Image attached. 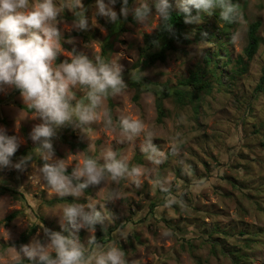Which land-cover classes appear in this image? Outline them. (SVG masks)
Listing matches in <instances>:
<instances>
[{
    "label": "rangeland",
    "instance_id": "1",
    "mask_svg": "<svg viewBox=\"0 0 264 264\" xmlns=\"http://www.w3.org/2000/svg\"><path fill=\"white\" fill-rule=\"evenodd\" d=\"M66 2L56 0L58 6ZM233 3L246 27L242 41L231 40L240 25L222 22L217 10L199 24H186L166 60L150 65L142 64L140 51L143 35L153 34L160 25L156 18L147 27L127 22L124 30L111 39L112 46L102 53L101 40L111 22L96 15L95 0H82L89 22L87 30L73 27L81 9L61 12L57 18L61 33L57 58L70 59L75 50L94 61L97 57L118 59L124 81L138 73L153 82L174 85L198 72L209 86L187 92L183 102L164 98L165 113L158 121L155 95L125 82L121 93L111 94L112 116L103 97L92 122L60 128L52 140L55 155L48 163L64 161L72 172L85 158L103 165L105 154L112 151L129 169L152 173L145 175L137 187L130 174L114 181L105 172L99 185H89L78 197L70 196L71 202H52L59 196L51 193L41 179L39 169L44 164L40 160L44 159L29 138L39 119L20 93L13 92L14 88L0 92V126L22 141L13 161L28 154L34 158L23 170L0 171V264L14 263L11 258L19 248L34 239L44 241L45 228L64 235L74 231L66 223L68 230L63 231L56 213L67 203L84 205L86 210L92 203L102 214V222L94 230L81 228L76 233L84 252L83 264H95L94 257L110 247L122 251L125 264H264V90L255 89L264 66V0ZM115 7L118 12L119 6ZM255 21L260 22L259 47L247 60L243 49L249 24ZM243 63L246 71L239 73ZM71 92L73 106L89 105L85 87H73ZM124 119L142 121L144 132L128 139L121 124ZM147 136L154 137L153 143L166 153V159L156 167L149 164L142 151ZM177 138L183 143L179 153L173 155L168 149ZM66 140L78 142L85 149L73 147ZM231 150L237 152L235 156ZM160 178L171 179L167 193L154 187V181ZM12 188L19 192L11 193ZM110 192L120 198L108 200ZM170 198L175 203L166 206ZM12 211H18V216L5 224L4 218ZM33 224L37 228L28 241L17 242Z\"/></svg>",
    "mask_w": 264,
    "mask_h": 264
},
{
    "label": "clouds",
    "instance_id": "2",
    "mask_svg": "<svg viewBox=\"0 0 264 264\" xmlns=\"http://www.w3.org/2000/svg\"><path fill=\"white\" fill-rule=\"evenodd\" d=\"M119 4V11L116 5ZM81 9L74 21L76 30H87L88 19L82 9V0H67L57 5L56 0H0V92L6 88L19 91L24 104L33 111L40 123L29 133L31 141L38 145L37 152L42 153L45 161L53 159L55 152L52 144L57 131L68 125L79 127L95 119V109L107 94L118 95L126 88L122 78V67L116 60L105 61L97 57L95 61L75 50L70 60L55 64L60 53L61 33L57 18L64 10ZM96 15L116 23L120 19H132L142 27H147L153 18L166 26L169 17L175 11L183 18L185 24H199L205 16H211L219 10V19L228 24H239L240 27L231 35L233 43L244 39L246 27L242 23L241 12L233 0H95ZM166 30L172 32V26ZM76 86L88 90L89 105L87 107L71 103V89ZM75 118V121H74ZM127 138L139 136L144 132L140 120L124 119L121 121ZM152 136H147V143L142 151L151 166H158L166 159V153L160 151L153 143ZM21 140L15 135L7 134L0 126V171L6 168L23 170L31 160V154L13 161ZM182 141L174 139L169 145V153L178 154ZM41 179L51 193L63 198L78 197L89 185H99L105 172L115 181L130 174L132 182L139 187L145 175L139 168L129 169L115 153L108 151L103 165L95 159L85 158L82 163L67 173L64 161L45 163L39 169ZM0 183L3 179L0 178ZM171 184L170 178L154 181V187L167 193ZM120 198L118 193H108L107 199ZM175 203L168 199L166 206ZM61 221V228L67 231L65 223L74 230L68 235L60 231L44 229L45 240L34 239L31 243L19 248L11 258L17 264L20 257L26 258L30 264H83L84 252L76 233L85 228L94 230L97 223L102 222V214L92 203L84 205L67 203L56 209ZM165 236L169 233H164ZM119 236L124 237L120 232ZM95 264H125L122 251L110 247L94 257Z\"/></svg>",
    "mask_w": 264,
    "mask_h": 264
},
{
    "label": "trees",
    "instance_id": "3",
    "mask_svg": "<svg viewBox=\"0 0 264 264\" xmlns=\"http://www.w3.org/2000/svg\"><path fill=\"white\" fill-rule=\"evenodd\" d=\"M131 3L132 0H129V5ZM117 5L119 6V4ZM127 22H134L131 15H129L127 19L122 18L118 20L116 23L111 22L107 24L106 26L107 35L104 37L103 40H101L102 53H105L107 49L112 46L111 39L113 37H116V35H118L121 31L124 30ZM227 25H231V24L227 23ZM167 26H172V32L166 30ZM259 26H260L259 21H255L249 24L247 31V44L243 49V54L247 60H250L253 57V55L256 53L259 47L260 39L259 36L257 35ZM185 28H186V24L183 22V18L178 14H176L175 11H173V14L169 17L166 26L160 23L158 29L153 34H144L143 35L144 47L141 48L140 51L142 64L150 65L157 61L164 62L167 57V52L175 49V44L177 41L181 39L185 31ZM66 60H70V59H66ZM66 60H61L57 58L56 62L62 63ZM239 61H241V59H239ZM245 71H246V65L243 63L239 68L238 72L242 73ZM125 82H127L128 85H131L132 87L138 90L151 92L155 95L158 121H161L165 113L162 106V100L164 98L172 97L179 102H183L185 94L187 92L202 91L208 88L209 86L208 82L202 79L198 72L190 73L188 77L178 80L174 85H169L167 82H163V83L153 82L148 78L139 75L138 73L130 74V76L128 77V79H126ZM255 89L256 91L264 90V66L261 70V76ZM13 92L18 93L19 91L14 89ZM105 97L107 98L108 101V113L110 116H112L114 104L111 99V94L109 93ZM81 101L82 100H79V103H81ZM66 141L70 143L71 146L73 147H77L83 150L85 149V146L78 142H73L72 140H66ZM230 153L235 156L237 152L231 150ZM32 159L34 158H31V160ZM40 161L42 162V164L48 163L45 160H40ZM227 165L229 166L230 164ZM67 173L71 174V170L67 169ZM84 190L87 191V188H85ZM10 192L18 193L19 191L16 188H12ZM65 200L69 202L73 201V199L70 196H68L63 198L61 197L53 198L52 202H60ZM18 214H19L18 211H12L4 218V223L8 224L13 219H15L18 216ZM36 228L37 226L35 224L31 225L26 231L22 232L19 235L17 242H19L20 244L27 242L29 237L35 232ZM17 264H30V262L26 258H21L19 259Z\"/></svg>",
    "mask_w": 264,
    "mask_h": 264
}]
</instances>
